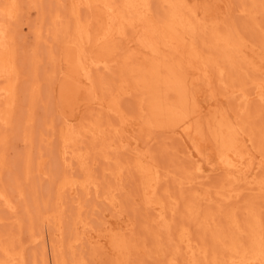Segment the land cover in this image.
<instances>
[{"label":"rangeland","instance_id":"rangeland-1","mask_svg":"<svg viewBox=\"0 0 264 264\" xmlns=\"http://www.w3.org/2000/svg\"><path fill=\"white\" fill-rule=\"evenodd\" d=\"M10 1L0 243L24 264H264V0ZM83 158L98 190L65 192L57 231L55 177L81 179ZM78 202L87 225L68 248Z\"/></svg>","mask_w":264,"mask_h":264},{"label":"bare ground","instance_id":"bare-ground-1","mask_svg":"<svg viewBox=\"0 0 264 264\" xmlns=\"http://www.w3.org/2000/svg\"><path fill=\"white\" fill-rule=\"evenodd\" d=\"M5 1V0H4ZM12 1V0H11ZM10 1V2H11ZM18 1V0H17ZM74 2V1H73ZM4 3V2H3ZM16 3V1L14 2V4ZM103 3H104V1H103ZM13 4V5H14ZM18 4V3H17ZM12 5V4H11ZM72 5V9H73V13H74V15L76 16V13L79 11V8H80V6H79V4H76L75 2L74 3H72L71 4ZM7 6V5H6ZM9 7V6H8ZM14 7V6H13ZM3 8V7H2ZM12 8V7H11ZM0 9H1V7H0ZM14 9V11H15V8H13ZM4 11H5V8H4ZM16 11H17V9H16ZM12 13H13V10H12ZM11 13V14H12ZM5 14V13H4ZM79 14V13H78ZM9 15V14H8ZM4 17V16H3ZM11 17V16H10ZM173 17V16H172ZM1 29V28H0ZM0 34H2V33H0ZM3 36V35H2ZM3 40V39H2ZM5 40V39H4ZM2 45V44H1ZM2 47V46H1ZM4 49L6 50V49H8V48H5L4 47ZM4 50V51H5ZM9 52V51H8ZM7 52V53H8ZM10 53V52H9ZM8 53V54H9ZM7 55V54H6ZM11 59H12V57H10V61H11ZM10 63H9V61H7V63H6V60L5 59H3L2 57H0V65L4 68V67H6V65L8 66ZM10 66V65H9ZM8 68V67H7ZM14 69H15V67H14ZM8 70V69H7ZM13 70V69H12ZM9 72V71H8ZM15 72V71H14ZM10 73V72H9ZM2 74L3 75H1V79H5V77L7 76V75H5V73L3 72V69H2ZM5 76V77H4ZM11 79L13 80V77L11 78H9V80H10V82H12L11 81ZM10 82H8L7 80H4V81H1V87H0V103L1 104H4V105H8L9 103H12L11 102V100L12 99H14V97H15V90H14V86L13 85H15L14 83H13V85L12 84H10ZM13 82H14V80H13ZM17 84V83H16ZM0 111H1V107H0ZM2 112V113H1ZM0 113V122H2V124L4 125V124H6L8 127H9V125H10V127L12 126V115L13 114H11V113H9V114H3V110L1 111ZM8 112V111H7ZM10 112V111H9ZM10 120H11V122H10ZM7 126H5V127H7ZM52 126V125H51ZM59 127H61V126H59ZM51 128V127H50ZM73 129V128H72ZM90 129H92V128H90ZM75 130V129H74ZM97 130V129H96ZM2 131V130H1ZM5 132V131H4ZM60 132L61 131H58V135H60ZM86 133H87V131H86ZM92 133H94V132H92ZM88 135H89V133H87ZM97 136H98V132H97ZM97 136L95 137V139L97 138ZM26 137V136H25ZM58 137H60L61 138V140H59L58 141V143L60 144V141H61V147H60V145H59V147H60V152H58V150L57 151H55L54 150V153H56L57 154V152H58V154H59V158H61V159H64V158H66L67 156V154H69L68 156L70 157V158H72V160L71 161H74L73 159L75 158V156H77L76 155V153H74V149H70L71 147H70V145H71V143H73V142H75V140H74V137L71 135V134H67L66 132H61V135L60 136H58ZM91 137H93L94 138V136L93 135H91L90 134V138ZM78 137H76V139H77ZM92 138V139H93ZM4 139V138H3ZM94 139V140H95ZM93 143V142H92ZM78 145V144H77ZM75 146H76V144H75ZM80 146V145H79ZM73 147V146H72ZM105 147H106V145H105ZM80 149V148H79ZM107 149V148H106ZM80 151V150H79ZM105 151V150H104ZM41 152V151H40ZM53 152V151H52ZM85 152V151H84ZM83 152V153H84ZM90 152V151H89ZM57 154V155H58ZM3 155L4 154H2V157H3ZM41 156V155H40ZM43 156H44V154H43ZM0 157H1V155H0ZM1 157V158H2ZM44 157H46V156H44ZM74 157V158H73ZM59 158H58V161H60L59 160ZM67 159V158H66ZM65 159V160H66ZM75 159H77V158H75ZM2 160V159H1ZM1 160H0V162H1ZM40 160V159H39ZM61 161H63V160H61ZM67 161H68V159H67ZM76 162H77V160H76ZM88 162V161H87ZM2 163V162H1ZM41 163H42V161H41ZM40 163V166L37 168L38 169V171H39V173L40 174H43V173H45L44 171L45 170H43L42 171V169H43V165ZM74 163H75V161H74ZM78 164V166L77 167H79V171H78V174H80L81 176H79V177H81V179H79V178H77V177H74L73 175H71V176H68V175H66L65 173H62L61 175H60V173L55 177V180H54V182H55V184H56V186H55V192H54V197L52 198V199H54V201L52 202L51 200V202L54 204V207H52L53 209V213H52V216H50V217H46L45 219H44V223H46L47 225H52V223H54L55 225H56V228H57V231H60V227H62L61 225L62 224H60V220L62 219L61 218V216H63L62 214H63V211H64V204H63V200H62V197L64 196V194H65V192L66 193H71L72 194V196H73V194L75 195V193L77 192V190H79V191H81V192H83V194H85L86 196L88 195V193H89V191L91 190V189H93L95 192H96V190H98V183L95 181V182H93L92 180H91V175H92V173L93 172H91V171H88L89 169H88V167L90 166H88L87 167V164L88 163H86L85 162V159L83 158V159H79L78 160V162H77ZM92 163V162H91ZM105 163V162H104ZM3 164H5V163H3ZM142 164V163H141ZM42 165V166H41ZM94 165V164H93ZM5 166H6V164H5ZM38 166V165H37ZM61 166H64L65 168L66 167H69V168H72V164H70V162H67V163H61ZM135 168L136 169H138V171H142V167L140 166V164L139 163H137V164H135ZM1 167H2V165H1ZM64 167H63V169H64ZM62 168V167H61ZM1 170V169H0ZM3 170H6L5 168L3 169ZM65 170H67V169H65ZM71 169H69V171H70ZM92 170H93V166H92ZM155 170V169H154ZM64 171V170H63ZM4 172V171H3ZM6 172V171H5ZM146 174V173H145ZM60 175V176H59ZM4 176V175H3ZM43 178V177H42ZM154 179V178H153ZM3 180V179H2ZM155 180V179H154ZM3 182V183H2ZM100 186V185H99ZM152 188H154L153 186H152ZM6 187H5V182L4 181H1L0 182V204H3V206H6L8 209H10V210H12V209H14V207H12L11 206V195H6V193L8 194V192H6ZM8 190V189H7ZM19 190V189H18ZM92 190V191H93ZM225 192V191H224ZM108 193V192H107ZM17 194V196L18 197H21L22 196V193L19 191V192H17L16 193ZM16 194H15V196H16ZM95 195V197H96V193H94ZM98 196V195H97ZM103 196L104 195H102V198H103ZM201 197H202V195H201ZM10 198V199H9ZM96 199V198H95ZM116 198L114 197V195H113V191H111V192H109L108 194H107V196L106 197H104L103 198V200L104 201H106L107 203L108 202H110V203H112L114 200H115ZM49 201V200H48ZM116 201H117V199H116ZM155 201V200H154ZM51 202H49V204L51 203ZM73 202V201H72ZM115 202V201H114ZM50 204L51 206H53V204ZM46 204H47V202H46ZM116 204V203H115ZM173 204V203H172ZM50 205H49V207H50ZM75 205H76V203H75ZM112 205H113V203H112ZM44 207H45V205H44ZM49 207H45V208H49ZM82 205L78 202V204H77V215H75V219H76V221H74V225H72L74 228H75V230H76V234L78 235V237L73 241V242H71L69 245H68V248H71L75 243H78L79 244V240L81 239V236L79 235V233H80V229L82 228V226L83 225H87V222H86V220L87 219H81V216H82ZM113 207H114V205H113ZM7 209V210H8ZM116 209V208H115ZM6 210V211H7ZM52 210H50V213H51V211ZM14 211V210H13ZM11 213V212H10ZM44 213V212H43ZM47 213V212H46ZM48 214V213H47ZM44 215H45V213H44ZM160 216V215H159ZM162 217V216H161ZM158 219V218H157ZM80 221V222H79ZM85 221V222H84ZM158 221V220H157ZM153 222V224H155V226H158V223L159 222ZM43 222V221H42ZM68 222V221H67ZM2 223V222H1ZM21 224V223H20ZM66 224V223H65ZM71 224H72V221H71ZM70 224V225H71ZM78 224V225H77ZM10 225H11V223H10ZM17 225V224H16ZM77 226H80L79 228H77ZM158 227H160V224H159V226ZM84 228V227H83ZM59 229V230H58ZM16 231V230H15ZM18 232H19V235L17 234V240H18V242L20 243L21 241H20V234L22 233V226H18V230H17ZM63 231V230H62ZM94 231V230H93ZM62 233V232H61ZM57 234H58V232H57ZM82 234V233H81ZM84 234V233H83ZM60 235V234H59ZM14 236V235H13ZM184 238L182 237V239H180V237H179V240H183ZM187 239V238H186ZM186 239H184V240H186ZM189 239V238H188ZM187 239V240H188ZM8 240H10V242H11V240H13V237L12 236H10V238L8 239ZM17 240H14V243H17ZM61 240V239H60ZM7 241V240H6ZM5 241V242H6ZM34 241V240H33ZM9 242V241H8ZM8 242H6L7 244H4V243H0V248H1V251L3 252V254H2V257L3 258H0V264H24V254H23V248L22 247H19L18 248V250H16V251H13L12 249L13 248H10V246L8 245L9 243ZM180 242V241H179ZM188 242V241H187ZM184 243H186V242H184ZM187 244V243H186ZM62 245V244H61ZM60 245V246H61ZM194 245V244H193ZM192 245V246H193ZM129 246H131V245H129ZM11 247H12V245H11ZM14 247V246H13ZM16 247V246H15ZM24 247V246H23ZM74 247V246H73ZM191 247V246H190ZM189 247V248H190ZM188 248V249H189ZM191 249H192V247H191ZM195 249V248H194ZM138 250V249H137ZM190 250V249H189ZM75 251V250H74ZM192 251V250H191ZM81 257V256H80ZM79 260V259H78ZM77 260V261H78ZM80 261V264H82V261L81 260H79ZM26 262V261H25ZM63 262V261H62ZM76 262V261H75ZM63 263H65V262H63ZM76 264V263H75ZM166 264H179L178 262H176V261H174L173 259H170Z\"/></svg>","mask_w":264,"mask_h":264}]
</instances>
